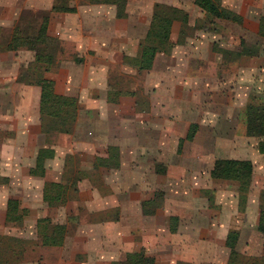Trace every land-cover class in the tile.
Masks as SVG:
<instances>
[{
	"label": "crops",
	"instance_id": "1",
	"mask_svg": "<svg viewBox=\"0 0 264 264\" xmlns=\"http://www.w3.org/2000/svg\"><path fill=\"white\" fill-rule=\"evenodd\" d=\"M54 1L0 0V236L19 240L16 251L10 250L21 259L19 264H114L138 252L155 264H229L231 232L239 235L236 250L242 258L264 264V154L258 150L259 140L250 152H233L239 158H225L252 161L253 180L261 167V187L252 180L242 206L236 180L231 181L236 190L227 191L223 180L225 187L215 184L216 197L225 192L234 203L207 205L202 216L203 210L186 200L183 206L179 200L178 207H169L168 183L158 185L167 204L159 207L154 192L147 193L138 182L142 174L141 182L152 185L149 166L153 176L158 177L156 168L163 165L161 177H171L168 162L154 156L153 150H163L164 142L156 144L151 136L169 138L172 117L183 116L176 106L180 112L192 108V116H200L201 97L209 93L214 102L222 97L210 109L222 122L237 126L244 104L257 100L264 118V0H221L238 19L216 23L197 0H127L123 16L112 3L90 0L73 4L72 11L56 12ZM164 6L178 8L187 21L174 22L171 53H159L150 71H140L141 44ZM43 9L49 15L47 44L57 54L46 72H41L44 64L37 62L35 51L7 49L25 20L24 11ZM235 65L238 69L229 71ZM44 91L76 100L79 111L72 133L44 134ZM198 132L199 126L195 138ZM43 149L51 157L43 166L44 176H35ZM111 159L119 167L101 165ZM190 175L180 174L177 180L187 181ZM52 182L78 192L75 197L70 193L62 207H50L44 192ZM193 190L201 195L200 189ZM151 199L156 206L147 215L142 202ZM10 202H18L23 214L17 225L6 221ZM44 219L68 227L62 246L42 245L39 227ZM2 248L0 257L6 258L9 251Z\"/></svg>",
	"mask_w": 264,
	"mask_h": 264
},
{
	"label": "trees",
	"instance_id": "2",
	"mask_svg": "<svg viewBox=\"0 0 264 264\" xmlns=\"http://www.w3.org/2000/svg\"><path fill=\"white\" fill-rule=\"evenodd\" d=\"M127 0H92V3H112L118 8V15L123 16L124 8ZM197 5L208 16H212L216 19H232L238 18L236 14L224 9L221 5V0H197ZM56 12H69L71 10L53 8ZM181 10L175 7H162L159 14L153 16L150 24V28L147 36L143 40L141 47L142 57L137 61V66L140 71H150L159 53H171L173 44L171 42L172 26L175 21H187V16L179 17ZM49 25V17H45L42 25L39 28L37 36H25L23 33L21 37L16 36L18 30H15V36L8 46V50L17 51L21 47H28L32 51L36 52L37 62H42L45 52H48V48L51 46L47 44V32ZM42 44L45 47H41ZM47 47V48H46ZM51 50V49H50ZM47 60L54 65L56 57L51 56L50 53L45 54ZM46 60L47 63H49ZM44 71H49V68H45ZM42 81V80H41ZM40 81V84L42 82ZM78 105L76 100L60 96L51 92H43L41 100V114H42V127L43 132L47 136L52 133L70 134L73 132L75 123L78 118ZM243 117L246 118V135L248 137H256L259 140L258 150L264 154V118L262 117V106L259 107L258 113H252V108L249 107L245 110ZM193 135L195 137L198 130V125H192ZM113 151V150H112ZM111 151V158H113V152ZM49 151L43 149L40 151L37 161V168L33 170L35 176H44L45 169L43 168L45 161L51 157ZM111 160H104L101 165L108 166L111 164ZM116 167L119 164L115 163ZM211 177L216 180H236L240 184V205L242 206L247 201V195L249 194L253 175L254 164L250 160H234V159H220L214 164L211 170ZM78 190L74 187H69L61 183H47L44 192V200L50 207H62L70 198V193L75 197ZM69 196V197H68ZM163 196L160 195V197ZM145 205L154 204V201L144 202ZM147 215L151 214L146 212ZM23 220V214L18 202H10L7 211V223L19 224ZM176 220V218H175ZM39 236L42 240L43 246H62L69 234L68 227L66 225L55 224L50 219H44L40 222ZM260 225L264 227V198H262ZM5 238V237H4ZM2 237V239H4ZM10 240L11 246L5 247V241L0 242L1 248L3 246L4 252L12 250L16 251L18 248L19 240L17 238H7ZM239 235L237 232H231L228 236L227 246L230 249L229 264H257L250 259L242 258L240 253L236 250ZM2 248V249H3ZM9 248V249H8ZM11 258L0 257L1 264H19L21 259L17 255L10 256ZM114 264H155L154 261L149 260L144 253H131L124 261L115 262Z\"/></svg>",
	"mask_w": 264,
	"mask_h": 264
},
{
	"label": "rangeland",
	"instance_id": "3",
	"mask_svg": "<svg viewBox=\"0 0 264 264\" xmlns=\"http://www.w3.org/2000/svg\"><path fill=\"white\" fill-rule=\"evenodd\" d=\"M46 1L49 2L51 0H46ZM86 1H90V0H55L54 7L60 10L61 9L71 10V6H73V4H77L79 2H86ZM99 1H102V0H99ZM44 9L43 11L42 10L37 11L36 14L33 13V11L32 12L24 11L23 18H25V20H23L24 22L22 23V25H20V27L18 28L16 27L18 32H17V35L15 33L13 34L12 40L15 35L18 37H21L22 33L23 34L25 33L26 34V35L24 34L25 36H31V37L37 36L39 28H40L39 21L42 20V23H43L44 18L49 16L47 14L48 12L45 11ZM179 17H184L183 13H181V15L179 14ZM208 17L213 23H216V21H218V19L212 16H208ZM34 19L38 20L37 26L33 25ZM232 19L237 20L238 18L235 17ZM220 20L226 21V19H220ZM26 24H29L30 28L26 29L25 28ZM225 24L226 23L220 24L221 29H225ZM39 45L41 47H45L42 44H39ZM50 49L48 48V52H45V54L50 53L51 56L56 57L57 54L55 52H52ZM45 54H42L44 56V59L42 60V63L44 64L43 67L44 69L45 68L51 69L52 65L47 60ZM46 60L49 63H47ZM44 69H42L41 72ZM236 69H238V66L235 65L234 68H230L229 71L230 70L234 71ZM203 71H206V70L203 69ZM202 96L203 97H201V100L199 103L202 108V113L200 116L199 115L192 116L194 113V109L192 108H187L188 111L186 112L185 111L180 112L181 108L176 106L175 108L179 109L177 113H183V116L181 115L180 118L174 117V116L172 117V122L170 126L171 134L169 138H167L166 136L162 138V136H160L159 133H154L152 134L153 136H151V138L153 137V140L151 141H155L156 144L159 143V145H161V143L164 142L163 150H159L158 153L156 149H154L153 151L155 152L154 156H156V159H159V160L163 159L164 161L168 162L169 164L168 169L171 172V177L169 179L161 177L163 173H162V170H160V168L163 165H158V167L156 168L158 177L153 176L152 168H150V166L148 169L146 165H143L145 168L149 170V173L147 176L150 178L152 185H149L150 183H148L146 187V185L143 184V181L141 182L142 174L138 175L139 180H140L138 182L140 184L141 189L147 190V193L149 194L151 191H153L154 192L153 200L157 201V205H159V207L166 206L167 204L169 207L171 206L178 207L179 205L176 202L179 200L183 201V203L180 204V206H183L186 200L188 202L187 203L188 205L190 206L192 205L194 207H197V209L203 210L202 213L199 212L201 216L203 213H205L204 210L207 207V205L211 206L215 204L217 201L218 203L220 202L226 205L234 203L233 201L230 200V197H228V200H227L225 192L221 196L216 197L215 184L217 182L219 184L218 185L219 188L225 187L226 184L228 183L227 185L228 188H226L227 191L231 189L236 190V188H235V184L231 182L234 180H231V179L229 181H227L228 179L223 180V181H226L227 182L226 183V182H223L222 180L217 181L216 179L214 180L210 179V176H211L210 173H211V169H213L212 166H213L214 160L230 158L231 156L233 158H239V154L238 153L234 154L233 152H236V151L244 152L245 150L247 152L248 151L250 152L253 145H256V143H258L257 142L258 138L248 137L246 135V127H247L246 121H245L246 118L242 117V119L239 121V123L236 126V124L230 120L229 122H222L218 120L215 116L211 115V110H210L211 107L213 108L214 103L217 104L222 97L219 98L218 102H214L212 99H208V97L211 96V94L203 93ZM256 96L258 95L255 94L254 96L252 95L251 97L253 99ZM215 97H218V95L216 94ZM242 103L244 102L241 101V104ZM260 106L261 104L260 102H258V100L251 101V102H248L247 105L244 104L243 109L245 111L247 110V108L251 107L252 113L254 112L258 113ZM226 112L229 115L231 114V111L228 112V110H226ZM178 119H181V120L183 119V121H186V122L185 123L182 122V124H180L179 123L180 121H178ZM189 120L192 122L197 121V123H199L198 125L199 132L197 133L198 134L197 138L195 137L192 138V135H193L192 125H195L196 123L189 124L188 122ZM145 138H148V136L145 135ZM199 156L201 158L198 159ZM116 162H117V159L115 160V163ZM112 166L116 167L115 164H113ZM127 167L133 168L134 166L129 164ZM143 170L146 171V169H143ZM260 171H262L261 167L258 168V171L253 180L254 185H257L256 188L261 187L260 182H262L263 180L261 178ZM136 172H137L136 174H138V171ZM180 174L182 177L184 175L188 176V174H191L190 175L191 178L189 179L188 177H186L187 181H185L183 178H182L183 181L177 180ZM138 182L135 181V183H138ZM162 183L163 184L168 183L167 186H168V193H169V203L167 204L164 200L165 197H163L166 193L158 189V185H161ZM136 187L139 188L138 186ZM194 188L200 189L201 195L198 194L197 190H193ZM153 189L156 191H154ZM162 194L163 196L160 197V195ZM153 200L151 199V201ZM147 201L149 200H144L142 202L144 211L148 213H152V211L154 210L156 206V202H154L155 205L154 204L145 205L144 202H147ZM172 201L174 203H172ZM239 201H240V197H239ZM236 202L237 201H235V204ZM229 214L230 213L225 212L223 216L228 217ZM242 216L243 215H240L236 219L240 220L239 218ZM171 221H172V225L174 229L176 226L175 217L171 218ZM242 232L245 234L244 231ZM2 237L3 236H0V242L4 240L5 247L11 246L10 245L11 241L9 239L7 240V238H15L9 235L5 236V238L3 237L4 239H2ZM10 256H12V253L9 249V253H7L6 258L7 259L11 258Z\"/></svg>",
	"mask_w": 264,
	"mask_h": 264
}]
</instances>
